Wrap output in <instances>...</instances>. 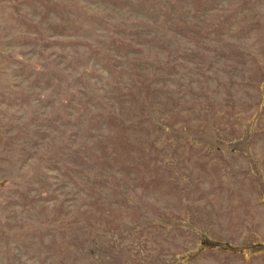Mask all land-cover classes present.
I'll list each match as a JSON object with an SVG mask.
<instances>
[{
	"label": "rangeland",
	"instance_id": "rangeland-1",
	"mask_svg": "<svg viewBox=\"0 0 264 264\" xmlns=\"http://www.w3.org/2000/svg\"><path fill=\"white\" fill-rule=\"evenodd\" d=\"M0 264H264V0H0Z\"/></svg>",
	"mask_w": 264,
	"mask_h": 264
}]
</instances>
